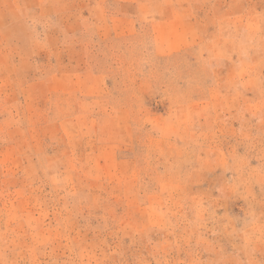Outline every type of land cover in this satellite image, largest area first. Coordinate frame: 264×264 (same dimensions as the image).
<instances>
[{
    "label": "rangeland",
    "instance_id": "obj_1",
    "mask_svg": "<svg viewBox=\"0 0 264 264\" xmlns=\"http://www.w3.org/2000/svg\"><path fill=\"white\" fill-rule=\"evenodd\" d=\"M0 264H264V0H0Z\"/></svg>",
    "mask_w": 264,
    "mask_h": 264
}]
</instances>
